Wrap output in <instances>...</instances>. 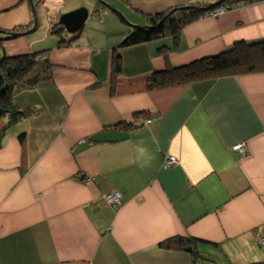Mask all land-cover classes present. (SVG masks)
Wrapping results in <instances>:
<instances>
[{
  "label": "crops",
  "instance_id": "0c3cea01",
  "mask_svg": "<svg viewBox=\"0 0 264 264\" xmlns=\"http://www.w3.org/2000/svg\"><path fill=\"white\" fill-rule=\"evenodd\" d=\"M104 1L96 14L97 0H0V59L50 64L0 137V264H264V71L144 90L154 72L263 41L264 0L127 47L146 15L220 0ZM81 7L83 28L57 33Z\"/></svg>",
  "mask_w": 264,
  "mask_h": 264
},
{
  "label": "trees",
  "instance_id": "16d2710c",
  "mask_svg": "<svg viewBox=\"0 0 264 264\" xmlns=\"http://www.w3.org/2000/svg\"><path fill=\"white\" fill-rule=\"evenodd\" d=\"M104 1V0H103ZM105 2V1H104ZM105 4L97 0L96 14L104 10ZM216 6H208L196 2L188 6H178L168 11L154 15H146L147 27H133L120 46H134L146 42L171 37L177 41L182 30L203 17L204 13ZM109 8V7H108ZM172 11V12H171ZM60 31L65 30L57 25ZM9 39L15 38L9 33ZM166 48H161L159 51ZM168 50V49H167ZM166 50V51H167ZM50 64L46 58L41 59L40 53L19 55L0 59V116L6 117V122L0 129V137L7 128L27 115L26 110H20L15 104V95L23 90L36 87L48 77ZM120 62L117 56L111 68V79L116 83L120 73ZM264 71V40L255 43L238 42L231 49L214 57L191 62L185 66L154 72L147 78L144 90L153 91L169 86H179L197 80L213 79L227 75H240ZM35 72L33 76L30 73ZM115 84L112 90H115ZM129 127V125H128Z\"/></svg>",
  "mask_w": 264,
  "mask_h": 264
},
{
  "label": "water",
  "instance_id": "95a60500",
  "mask_svg": "<svg viewBox=\"0 0 264 264\" xmlns=\"http://www.w3.org/2000/svg\"><path fill=\"white\" fill-rule=\"evenodd\" d=\"M98 1L103 2V4L107 6V4L103 0H98ZM28 2L30 5L32 4V0H28ZM220 2H222V0H220ZM220 2H218L216 5H218ZM89 17L90 15L88 9L81 7L76 10L60 15L58 19V25L61 26L67 33L75 34L83 28ZM0 33H3V31L2 32L0 31ZM14 35H18V34H14ZM186 251L190 252L192 251V248L189 247L186 249Z\"/></svg>",
  "mask_w": 264,
  "mask_h": 264
},
{
  "label": "built area",
  "instance_id": "2783aa9c",
  "mask_svg": "<svg viewBox=\"0 0 264 264\" xmlns=\"http://www.w3.org/2000/svg\"><path fill=\"white\" fill-rule=\"evenodd\" d=\"M216 10V9H215ZM211 11L210 13H207L206 16H211V17H216L218 16L220 13L223 12V7H219V10L218 11ZM215 11V12H214ZM145 123H150V119L147 118L145 120ZM232 149L234 151H239L241 153L245 152L246 151V147L244 144H237V145H234L232 147ZM176 163V158L173 157V156H168L164 159V165L165 166H171V165H174ZM104 199V202L109 205V206H112V207H115L117 205L120 204V194L118 192H111V193H108L106 195H104L103 197Z\"/></svg>",
  "mask_w": 264,
  "mask_h": 264
},
{
  "label": "rangeland",
  "instance_id": "374dc122",
  "mask_svg": "<svg viewBox=\"0 0 264 264\" xmlns=\"http://www.w3.org/2000/svg\"><path fill=\"white\" fill-rule=\"evenodd\" d=\"M220 2V1H219ZM225 3L227 4V2H226V0H225ZM186 6H188V5H186ZM224 6H226V7H224ZM231 6H232V4L230 3H228V5H225V4H223L222 2H220L219 4H218V8H216V10L215 11H218L219 10V7H223V12L222 13H220L219 15H222L223 13H225L226 11H228V10H230V8H231ZM76 10V9H75ZM214 11V12H215ZM105 12V9L103 10L102 9V11L100 12V13H104ZM211 11H207V12H205L203 15H207V13H210ZM65 14V13H64ZM100 16V15H99ZM58 25V24H57ZM57 25H55L54 26V29H55V27H57ZM1 31V30H0ZM19 31H21V32H23L22 30H19ZM2 32V31H1ZM14 34H20V33H16V32H14ZM22 34V33H21ZM18 35H14V36H18Z\"/></svg>",
  "mask_w": 264,
  "mask_h": 264
},
{
  "label": "bare ground",
  "instance_id": "6f19581e",
  "mask_svg": "<svg viewBox=\"0 0 264 264\" xmlns=\"http://www.w3.org/2000/svg\"><path fill=\"white\" fill-rule=\"evenodd\" d=\"M224 1H225V0H222V3H223V4H226ZM229 4H230V3H229ZM213 6H215V5H213ZM209 11H213V10H209Z\"/></svg>",
  "mask_w": 264,
  "mask_h": 264
},
{
  "label": "clouds",
  "instance_id": "9594fccd",
  "mask_svg": "<svg viewBox=\"0 0 264 264\" xmlns=\"http://www.w3.org/2000/svg\"><path fill=\"white\" fill-rule=\"evenodd\" d=\"M216 7L213 9V10H215L216 8H218V5H215ZM224 7H226V6H224ZM204 16H206V15H204ZM219 16V15H218Z\"/></svg>",
  "mask_w": 264,
  "mask_h": 264
}]
</instances>
